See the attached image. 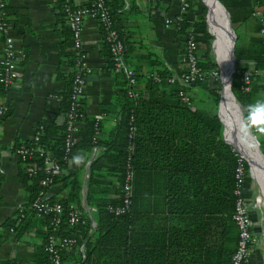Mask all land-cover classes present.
<instances>
[{"label": "trees", "instance_id": "1", "mask_svg": "<svg viewBox=\"0 0 264 264\" xmlns=\"http://www.w3.org/2000/svg\"><path fill=\"white\" fill-rule=\"evenodd\" d=\"M187 1L189 8L196 0ZM57 3L62 36L59 54L69 68L61 73L65 85L57 93L60 95L58 113L62 118L60 122L40 121L37 125L41 124L42 128L36 138L17 141L12 147L24 145L34 152L32 156L17 159L18 177L26 193L21 205L24 214L20 216L16 208L14 215L17 216L7 217L0 226L7 230L12 227L21 233L27 224L38 225L41 242L31 255L30 264L47 260L44 243L51 233L74 238L69 248L61 250L62 264H231L238 240V228L232 219L237 197L236 167L240 160L245 176L248 163L224 138L222 118L217 115L220 86L218 76L215 78L210 71L217 74L219 71L210 55L206 6H202L191 25L183 14L170 19L179 33L203 39L196 44L197 58L201 68L208 72L202 79L193 80L190 86L182 87L177 80L168 78L185 70L184 54L168 63L149 45L142 44V40H135L126 23H122V18L139 12L135 0H103L111 19L109 27L117 30L125 45L123 58L135 72V83H129L124 73L113 69L108 42L103 37L108 28L100 21L106 68L114 73L115 79L111 106L103 108L101 116H89L84 113V98L81 99L78 119L83 124L74 130V142L66 154V113L78 68V51L66 22L65 7L76 5H72V0H57ZM251 3L253 7L264 8V0H251ZM154 18L165 22L160 16ZM261 26L256 17L254 29L259 32ZM192 27L200 31L192 32ZM140 45L142 52L138 49ZM22 52L20 66L26 58V50ZM233 54L231 91L246 117L247 106L254 100L253 86L244 90L241 74L250 65L264 68V39L242 41L236 34ZM1 68L2 64L0 73ZM130 88L135 92L132 96L128 94ZM192 88L203 90L209 100L203 105L202 101L200 105L195 104ZM181 89L189 92V102L182 100ZM4 90L0 81V93ZM108 113L115 118V123L104 129L102 116ZM261 127H264L263 120ZM258 140L264 152V132ZM97 145L103 149L90 161L86 181L85 202L93 207L91 216L81 204L82 168L53 175V184L60 183L61 189L66 190L60 196H47L62 204L57 223L52 221L51 214L37 215L29 208L32 199L43 189L40 179L44 172L39 169L29 174L26 167L28 162L42 163L40 150L50 152L66 168L76 149L89 151ZM129 167L133 171L130 205L123 212L115 213L109 206L123 204V185ZM146 193L155 197L154 208L138 211L136 203ZM71 210L78 214L73 224L69 222ZM81 244L83 250L79 248ZM8 264L20 263L11 259Z\"/></svg>", "mask_w": 264, "mask_h": 264}, {"label": "crops", "instance_id": "2", "mask_svg": "<svg viewBox=\"0 0 264 264\" xmlns=\"http://www.w3.org/2000/svg\"><path fill=\"white\" fill-rule=\"evenodd\" d=\"M85 1L72 0V5ZM6 3L10 20H13L11 24L15 44L21 52L23 49L26 50V58L19 66L20 74L16 85L0 93V103H7L9 109L0 120L3 167L0 183V224L13 215L15 209L22 205L26 198L18 177V163L12 154V147L17 141L31 138L40 121L50 119L61 121L62 114L58 113L59 100L49 98V93H58L64 88L65 81L61 73L69 70L59 54L62 36L57 17V0H6ZM135 3L139 12L126 16V19L122 18V23H126L131 30L129 32L131 36L135 40H142V44L149 45L166 62L177 60L182 54L187 34L179 33L173 25H165L163 19L156 20L154 17L172 19L183 14L187 24L191 25L198 12L195 1L184 11L181 10L179 0H135ZM222 3L228 12L230 23L239 26V34H236L240 40L260 39L259 32L254 29L256 17L251 14L253 8L251 0H222ZM260 9L264 12V8ZM3 40L0 35V67ZM82 41L89 66L83 99L84 113L98 116L103 112V108L111 106L115 79L114 73L106 68L107 57L101 48L102 34L99 23L91 17H86L83 22ZM141 46L138 49L142 52L144 49ZM251 85L253 101L264 103V74H255L250 87ZM191 91L193 94V88ZM103 116L102 128L114 125V117H109V113ZM82 124L81 121L80 125ZM102 149L103 147L98 145L89 151L76 149L68 159L66 168L62 170L64 173L66 170L82 168L81 204L89 216L92 215L93 207L85 202L88 167L90 161ZM253 180L256 181L254 178ZM148 185L146 182V186ZM65 192V189H61L60 183H54L46 189L47 196H60ZM154 198L146 193L137 201L136 209L141 212L153 210ZM0 233V264H8L11 259L16 263L30 264V257L41 242L38 225L27 224L21 233L0 226Z\"/></svg>", "mask_w": 264, "mask_h": 264}, {"label": "built area", "instance_id": "3", "mask_svg": "<svg viewBox=\"0 0 264 264\" xmlns=\"http://www.w3.org/2000/svg\"><path fill=\"white\" fill-rule=\"evenodd\" d=\"M179 1L181 4V10H186L189 6L188 1ZM65 10L66 22L72 32L74 47L78 51V68L72 84L70 108L66 113L67 123L64 144L65 153L68 154L70 151V146L74 142L72 134L81 123V120L78 119V116L81 115V112H78V106L81 99L84 98L87 74L89 72L86 50L82 41L83 22L86 17H91L98 23L101 21L107 25L108 30L103 37L108 42V48L113 62V69L124 73L131 84L135 83V72L123 58L125 45L121 40L117 30L115 28L109 27L111 19L108 16V10L103 4V0H86L84 3L78 4L73 8H71L69 5H66ZM251 14L260 20L262 26L259 30V37L260 39H264V12L258 7H253ZM165 22L166 24L170 23V19L165 18ZM12 30L13 25L10 21V15L7 12L6 0H0V35L4 39L0 81L6 89L16 85L20 74L19 60L23 57V52H21L15 44ZM196 44L197 39L195 35L187 34L186 45L183 48L185 70L180 73L172 74L168 80H177L182 87H187L190 86L193 80L202 79L207 74L208 71L202 69L198 64ZM257 73L264 74V68H256L250 65L249 68L242 71L241 87L244 90H248L250 88L252 77ZM210 74L216 78L217 72L210 71ZM128 94L132 96L135 94V92L130 88L128 90ZM179 95L181 96L182 100L189 102L190 94L185 89H181L179 91ZM49 98L60 100V95L57 93H49ZM258 102L259 101H253L247 106V116L245 117V122L249 126L250 130L256 133L260 132L258 128L261 127L262 120L264 121V113L260 114L256 118L258 123L254 125L252 113L255 111V108L250 106H254ZM7 110L8 104L5 102L0 103V120ZM101 115L102 113L99 114V116ZM41 128V124L37 125L31 138H36ZM130 148H132V144ZM1 151L2 148L0 146V183L1 175L3 173ZM33 152L34 151L32 148L24 145H20L12 149V154L16 159L32 156ZM38 153L43 158L42 163L38 164L36 162H28L26 170L29 174H32L39 169L44 172V175L40 179L43 189H41L38 195L32 199L29 208L34 210L37 215L51 214L52 221L57 223L62 213V204L59 201L49 200L46 195V189L53 184V175L61 173L63 168L61 167L58 160L55 159L50 152L40 150ZM235 175L237 178V187L235 188V194L237 197L232 219L238 228V240L235 250L232 254L231 264H248V259L256 246L257 240L255 238L256 234L254 231L251 213V210L253 209L252 206L254 204L251 205V199L248 197V195H246L245 192V176L243 175V164L240 160L238 161ZM132 181L133 171L131 167H129L126 172L125 182L123 185V189L125 191L123 204L115 207L109 206V208L114 210L115 213H121L129 207L132 193ZM44 187L47 188L44 189ZM17 208L18 214L22 216L24 214L23 207L20 205ZM77 215V211H69L70 224L76 222ZM14 216H17V214L15 213ZM10 230H13L12 227H10ZM72 242H74V238L60 237L52 233L49 234L44 243V250L47 254V260L42 264H62L61 250L69 248V245ZM79 248L83 250V244H81Z\"/></svg>", "mask_w": 264, "mask_h": 264}, {"label": "bare ground", "instance_id": "4", "mask_svg": "<svg viewBox=\"0 0 264 264\" xmlns=\"http://www.w3.org/2000/svg\"><path fill=\"white\" fill-rule=\"evenodd\" d=\"M206 1L209 5L212 30L221 46L219 57L220 80L222 84L220 101L223 103L224 109L221 110L219 116L225 124L224 136L226 135L228 141L234 146L239 154L246 159L251 176L257 181V183L264 187V164L251 145L253 143L250 142V136L244 128V124L241 120L242 117H240V105L238 106L235 102L230 89L231 71L233 68V58L231 54L233 42L231 34L227 26H222V13L221 8L218 5L219 1Z\"/></svg>", "mask_w": 264, "mask_h": 264}, {"label": "rangeland", "instance_id": "5", "mask_svg": "<svg viewBox=\"0 0 264 264\" xmlns=\"http://www.w3.org/2000/svg\"><path fill=\"white\" fill-rule=\"evenodd\" d=\"M217 2H218V0H217ZM220 2L222 3V1H220ZM195 3L197 4V7H198L197 13H199L201 11L202 6H206V9H207L206 10L207 19L205 22H206L207 30L211 34L210 43H209L210 55H211L212 60L215 61L218 65L219 73L217 74V76H218V82L219 83L217 82V84L220 86V88L218 89L219 102H218V106H217V111H218V113H221V110L224 109V105H223V103L221 104V101H220L222 84H221V80H220V65H219L220 59H219V57H220L221 46H220V43H219L218 39L216 38L215 34L213 33V30L211 27L209 5H208L207 1L206 0H196ZM218 5L220 6L221 13H222V26L223 27L227 26V28L231 34V38H232V42H233V33L235 34V36H236V33L239 34V26H236L235 24L230 23V25L233 29V31H232L231 27L228 25L226 12L224 11V9L222 8V6L219 2H218ZM195 18H196V15H195L194 19ZM168 24H170V23H168ZM168 24H166V22H165V25H168ZM234 29H235V31H234ZM193 31H200V29L193 27L192 32ZM195 37L197 39V42L198 41L203 42V39H201L200 37H198L196 35H195ZM182 53H183V51H182ZM191 95L194 96V99H195L194 102L197 105H200L201 101H202L201 105H203V102H206L207 100H209V96H207V94L203 90L193 91V94L191 92ZM233 96H234V94H233ZM234 99H236V98L234 97ZM235 101L237 102L238 106L240 105L239 106L240 117L243 118V119L241 118V120L244 124V128L246 129V131L248 132V135L250 136V142L253 143L251 145H252L253 149L258 153L260 159L262 160V162L264 164V152H262V151H261L262 153L260 152L261 149L259 148V140H258V138H260V136H262V133H261V131L256 133V132H254L248 128L249 126H247V123L245 122V117L243 115L244 109L237 100H235ZM241 112H242V116H241ZM225 137H226V135H225ZM226 139L228 140L227 137H226ZM237 153L239 154V152H237ZM250 176L251 175L249 173V165H248V171L244 177V186H245L246 195H248V197L251 199V205L254 204L252 206L253 209L251 210V213H252V221H253L254 231L256 234L255 238L257 240L256 246H255L254 250L251 252V255L248 259V264H264V188L261 184L254 181L253 178Z\"/></svg>", "mask_w": 264, "mask_h": 264}, {"label": "water", "instance_id": "6", "mask_svg": "<svg viewBox=\"0 0 264 264\" xmlns=\"http://www.w3.org/2000/svg\"><path fill=\"white\" fill-rule=\"evenodd\" d=\"M219 1V0H218ZM220 2V1H219ZM220 4H221V6H222V8L224 9V11L226 12V14H227V20H228V24L230 25V20H229V16H228V12H227V10H226V8H225V6L220 2ZM230 27H231V25H230ZM231 30L233 31V29H232V27H231ZM235 38H236V36H235V34L233 33V44H232V48H231V54H232V58H233V68H232V71H231V78H232V74H233V71H234V69H235V56H234V54H233V48H234V42H235ZM230 89H231V79H230ZM232 92V91H231ZM217 115H218V117H219V119L221 120V118H220V116H219V113H218V111H217ZM241 116H242V112H241ZM243 119V118H242ZM222 121V120H221ZM222 123H223V121H222ZM224 130H225V124L223 123V136H224ZM224 138H225V136H224ZM226 139V138H225ZM228 143H230L228 140H226ZM231 144V143H230ZM232 145V144H231ZM233 146V145H232ZM233 148H234V146H233ZM235 149V148H234ZM236 150V149H235ZM237 151V150H236ZM261 151V150H260ZM238 152V151H237ZM262 153V152H261Z\"/></svg>", "mask_w": 264, "mask_h": 264}, {"label": "clouds", "instance_id": "7", "mask_svg": "<svg viewBox=\"0 0 264 264\" xmlns=\"http://www.w3.org/2000/svg\"><path fill=\"white\" fill-rule=\"evenodd\" d=\"M250 107H254L255 108V111L252 113V116H253V124L255 125V124L258 123V121H257L256 118L260 114L264 113V103H259L258 102L256 105L250 106ZM258 130L261 131V132H264V127H259Z\"/></svg>", "mask_w": 264, "mask_h": 264}]
</instances>
